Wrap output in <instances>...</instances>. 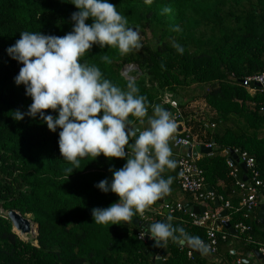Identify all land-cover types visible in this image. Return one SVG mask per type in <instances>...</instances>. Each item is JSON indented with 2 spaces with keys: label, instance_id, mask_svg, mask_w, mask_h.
Returning <instances> with one entry per match:
<instances>
[{
  "label": "trees",
  "instance_id": "obj_1",
  "mask_svg": "<svg viewBox=\"0 0 264 264\" xmlns=\"http://www.w3.org/2000/svg\"><path fill=\"white\" fill-rule=\"evenodd\" d=\"M109 2L128 18V27L139 31L142 47L121 55L115 47L93 45L80 62L99 67L105 79L124 90L129 80H135L138 95L147 98V113L143 118L130 116L131 126L143 124L145 128L160 98L171 94L189 115L184 114L188 124L197 125L205 143L216 147L218 153L234 149L247 152L264 181V91L257 88L251 94L243 86L247 78L264 74V0ZM71 3L72 0H0V209L5 213L16 211L26 219L29 216L37 230L34 239L23 241L7 216L0 214V264H153L155 249L139 240L138 235L148 223L164 219L206 241V230L192 226L182 211L170 214L167 210L160 216L152 205L136 214L135 224H96L92 210L108 208L119 202V197L103 193L95 185L104 179L111 182L110 169L122 168L126 159L86 157L70 175L65 169L72 165L63 159L58 146L60 129L52 132L42 118L26 114L32 99L26 95L25 86L15 83L22 65L6 50L22 31L54 36L71 32V16L78 11ZM165 8L171 11L165 13ZM174 43L183 47L182 54ZM105 54L111 63L103 61ZM127 66L136 71L125 78L122 70ZM200 101L213 116L201 112L191 117L189 105ZM17 110L25 113L21 121L13 118ZM46 114L58 116L51 109ZM134 141L135 137L130 138L126 146L129 157L133 155ZM218 153L198 161L205 190L231 198L233 209L228 211V223L237 235L236 225L250 227V232L242 235L253 240L248 251H256L259 243L264 246V233L250 220L252 210L237 211L243 197L232 196L242 193L245 197V193L229 177L226 158ZM176 173L177 168L176 172L165 168L161 176L172 177L175 182ZM240 175L243 179L241 168ZM186 196L191 204L198 205ZM177 203L169 204L174 207ZM209 206L215 208L214 204ZM222 234L227 239L231 236L225 228ZM166 242L162 264H206L199 260L201 256L188 260V251L195 254L189 245H179L171 238ZM220 242L226 241L219 237L218 246Z\"/></svg>",
  "mask_w": 264,
  "mask_h": 264
},
{
  "label": "clouds",
  "instance_id": "obj_2",
  "mask_svg": "<svg viewBox=\"0 0 264 264\" xmlns=\"http://www.w3.org/2000/svg\"><path fill=\"white\" fill-rule=\"evenodd\" d=\"M71 4L78 9L71 16L74 23L71 32L54 36L22 31L6 51L22 65L15 83L25 86L26 95L32 99L26 114L42 118L52 132L60 129L59 150L72 165L65 169L67 173L71 175L86 157L126 159L122 168L110 169L111 182L104 179L95 185L103 193L117 195L119 202L108 208H94L92 216L96 224L132 222L137 213L171 190L173 178L164 179L161 173L165 168L177 167L169 145L177 122L163 107L155 105L154 116L148 119L149 127L131 126L130 116L143 118L147 113V98L138 95L135 80L128 81L126 90L121 89L105 79L99 67L81 63L80 58L93 45L112 46L126 55L142 47L140 33L128 27V18L109 0H72ZM170 11L164 9L165 13ZM89 19L93 23H86ZM174 47L183 53L181 45L174 43ZM102 59L111 63L106 54ZM49 109L58 112V116L46 114ZM13 114L16 121L25 118V113L19 110ZM132 137H135L131 145L133 155L129 157L126 146ZM171 220L169 216L168 221ZM146 229L156 245L171 238L179 245L208 251L198 236L189 235L184 228L173 227L167 221L148 223Z\"/></svg>",
  "mask_w": 264,
  "mask_h": 264
},
{
  "label": "built area",
  "instance_id": "obj_3",
  "mask_svg": "<svg viewBox=\"0 0 264 264\" xmlns=\"http://www.w3.org/2000/svg\"><path fill=\"white\" fill-rule=\"evenodd\" d=\"M129 72L130 69H134L133 66H127L125 69ZM135 70V69H134ZM249 85H254V88H250ZM243 86L249 91V93L254 94L259 90L264 91V74L257 75L254 77L247 78L243 81ZM259 86V87H258ZM160 105L168 108V112L171 117L177 122V127H181V132H176L169 140V145L176 149H185L186 151L190 148H195L196 146H205L212 150V152L207 155L208 157H213L216 153L217 148L212 144L205 143L202 138H200L201 133L193 132L191 127H188L189 119H186L182 108L179 106L178 102L173 99L171 94H165L160 98ZM205 129L208 128L207 123L202 124ZM213 128V126H212ZM226 158V163L229 168V177L235 181V185L243 191L245 197L242 196V200L237 211L242 209L252 210L258 207L259 203L262 202L264 205V181L260 180L259 172L257 171V166L253 157H251L247 152H242L237 149L234 150H223L218 153V155ZM204 155H197L195 158L181 156L177 159V173H176V185L181 193L184 195L191 196L199 208H204L203 213L195 214L190 209L188 212L184 209L181 203H177L174 207H170L169 203L160 206V211L169 210L170 214H175L182 211L184 215L189 218V223L197 228H204L206 230V241H203L208 246V251L206 255L214 256L217 254L218 250V239L220 237L221 241H226L227 236L222 234V229L224 224L228 222V211L232 210L231 202L225 199L223 196L216 195L214 191L205 190V179L202 170L198 166V161ZM235 156V158H234ZM238 161V162H237ZM245 164L247 173L244 175L246 180L241 179L240 175V164ZM215 201L219 202L218 208H210V204H215ZM227 211V215L223 218L220 217L221 212ZM0 214L7 216L0 209ZM157 214L161 215V213ZM144 217V215H142ZM240 234H247L250 232V227L238 224L235 227ZM145 232H141L138 235L139 240H144ZM259 253L264 257V247H261ZM195 254L191 251L187 252L188 260H191ZM236 264H241L238 260Z\"/></svg>",
  "mask_w": 264,
  "mask_h": 264
},
{
  "label": "crops",
  "instance_id": "obj_4",
  "mask_svg": "<svg viewBox=\"0 0 264 264\" xmlns=\"http://www.w3.org/2000/svg\"><path fill=\"white\" fill-rule=\"evenodd\" d=\"M191 106H192V108H194L195 104H192ZM192 108L190 110V112H192V116L191 115L190 116L191 117H197L199 115V112L197 111V109L192 110ZM184 114H185V112H184ZM205 114L213 116V112H211V110H208V108H207V112H205ZM152 116H154V113ZM185 116H189V115L185 114ZM141 125H143V124H141ZM187 126L191 127L193 129L194 133L198 132V129H197L198 127L195 123L192 125L188 124ZM147 127H149V124H146L145 128H147ZM174 135H176V132L174 133ZM171 149H172V153H173L172 159H174L176 162H177V159L179 157H181L183 155L187 156V151L185 149H176L173 147H171ZM176 168L173 169L174 172H176ZM169 174L170 173L168 172V175ZM219 185L222 186V183H219ZM170 187H171L170 188L171 190L167 195L169 198V203L179 202V203H182L184 205L190 203L188 196L184 195L183 193H181L179 191V189H178V187L174 181L172 182ZM233 195L234 196H232V197H234L236 199H240L243 196L242 193L241 194L240 193L239 194H233ZM230 199L231 198H228L227 200L231 202ZM240 203L241 202H239V206H240ZM262 205H263V203L260 202L258 207H255L254 209H252L250 220H252V222H254V225L258 226L261 233H264V225H262L261 219L259 218L260 207ZM152 207H154L153 211H156L159 208L155 204ZM228 220H229V218H228ZM166 243H165V246H166ZM252 243H253V240H252V242L248 241L246 235H242L240 233H238V235H237V233L234 232V233H231V236L228 237L226 242H220L219 243L217 254H215L214 256H208V255L200 254L199 256H201V257L199 260L206 262V264H236V262L238 260H240L241 263H243V264H264V262L262 260H259L255 257L254 251H251V250H250V252L248 251V246ZM34 246H36V242H35ZM165 246L162 248V250L160 252H157L156 249L152 247L153 249H155V252H156L154 256H157L160 254L162 261H164L163 257L166 253L165 252ZM258 246H259V249L261 247H264L263 244H261V243H259ZM199 256H196L195 259H197Z\"/></svg>",
  "mask_w": 264,
  "mask_h": 264
},
{
  "label": "water",
  "instance_id": "obj_5",
  "mask_svg": "<svg viewBox=\"0 0 264 264\" xmlns=\"http://www.w3.org/2000/svg\"><path fill=\"white\" fill-rule=\"evenodd\" d=\"M259 87V86H258ZM165 111H168V108L167 107H164ZM133 127H136V128H143V125L141 124H138V125H135ZM181 127H177L176 129V132L180 133L181 132ZM212 152V150L208 147H205V146H196L195 148H192V149H188L187 150V157H193L195 158L197 155H204V156H207L209 155L210 153ZM235 158V156H234ZM238 162V161H237ZM240 168L243 170V172L246 174L247 170H246V167H245V164H240ZM243 180H246V177L244 176L243 177ZM209 191H212L211 189H209ZM168 193L167 194H164L160 200L154 202L152 204V206L155 204V205H163V204H166V203H169V198H168ZM215 208H218L219 207V202L218 201H215V204H214ZM184 208L187 210L189 208L192 209L193 213L195 214H199V213H203L204 212V209L203 208H199L198 206L196 205H193L191 203H188L184 206ZM227 215V211H223L221 212L220 214V217L223 218ZM259 218L261 219V223L262 225H264V205H262L260 207V212H259ZM7 219H9V221L11 222L12 226H13V229H16L17 231L20 232V234L22 235H29L32 231V225L30 223V221L24 217H22L19 213H17L16 211H8L7 212ZM161 221H167V220H161ZM133 223H137V219H135L133 221ZM148 225V224H147ZM146 225V226H147ZM224 228L229 230L231 233H234L233 229L231 228L230 224L228 222H226L224 225ZM36 235H37V230H36ZM145 242L147 243L148 246L150 247H153L156 249L157 252H160L162 250V248L165 246V243L166 241L164 242H161L159 243L158 245H156V242L150 237V234L147 233V229L145 231ZM195 251V255L194 257L196 256H199L201 254L200 250H197V249H193ZM254 255L257 259L259 260H262L264 262V257L259 253L258 250L254 251ZM162 258H161V255H157V256H154L152 257V263L153 264H162Z\"/></svg>",
  "mask_w": 264,
  "mask_h": 264
},
{
  "label": "rangeland",
  "instance_id": "obj_6",
  "mask_svg": "<svg viewBox=\"0 0 264 264\" xmlns=\"http://www.w3.org/2000/svg\"><path fill=\"white\" fill-rule=\"evenodd\" d=\"M134 69H130L129 72H126V71H128V68L126 70L125 67H124L123 70H122L123 77H125V78L129 77V73H131L133 71H136V69L135 70ZM192 104H195V107L194 108H192L191 104L189 105L192 108V110L197 109V111L199 113H201V112H207V106H205V102L204 101L192 102ZM158 207L159 208L156 210V212L161 213L163 215L165 212H161L160 211V205ZM27 219L30 220V217L28 216ZM30 221H31V225H32V231H31V233L28 236L18 235L19 237L22 238L23 241H28V240L34 239L36 237V225L32 222V220H30Z\"/></svg>",
  "mask_w": 264,
  "mask_h": 264
},
{
  "label": "bare ground",
  "instance_id": "obj_7",
  "mask_svg": "<svg viewBox=\"0 0 264 264\" xmlns=\"http://www.w3.org/2000/svg\"><path fill=\"white\" fill-rule=\"evenodd\" d=\"M14 232H15L17 235H22V234H20V232L17 231L16 229H14ZM24 236H26V235H24Z\"/></svg>",
  "mask_w": 264,
  "mask_h": 264
}]
</instances>
